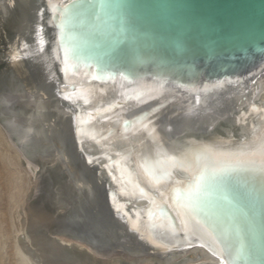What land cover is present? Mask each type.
Segmentation results:
<instances>
[{"label":"water","instance_id":"water-1","mask_svg":"<svg viewBox=\"0 0 264 264\" xmlns=\"http://www.w3.org/2000/svg\"><path fill=\"white\" fill-rule=\"evenodd\" d=\"M25 1L18 44L23 66L47 100L68 114L63 130L73 160L98 187L114 224L147 253L197 248L211 257L206 264H220L211 243L186 234L174 210L166 208L167 217L148 214L154 201L191 179L189 172L177 167L171 180L156 185L142 164L159 158L157 152L183 159L204 145L236 151L264 137V99H255L264 75V0H118L128 6L135 26L131 47L123 48L134 72L126 65L120 69L130 80L116 74L94 79L87 61L65 71L58 6L71 7V0ZM73 31L82 37V30ZM141 132L155 146L151 155L133 156L132 148L113 144L116 135L129 140ZM254 191L245 209L254 228L242 222L241 236L234 238L235 264H264V192ZM253 245L256 254L249 256Z\"/></svg>","mask_w":264,"mask_h":264},{"label":"bare ground","instance_id":"bare-ground-1","mask_svg":"<svg viewBox=\"0 0 264 264\" xmlns=\"http://www.w3.org/2000/svg\"><path fill=\"white\" fill-rule=\"evenodd\" d=\"M26 5L25 0H0V162L7 169L15 166L7 170L14 263H212L211 257L197 248L147 253L142 247L136 248L138 243L132 234L114 224L116 220L100 202L98 187L85 177L83 169H77L73 160L63 130L68 114L55 100H47L45 91L25 71L18 44L24 38ZM258 84L255 99H264V75ZM144 135L141 132L129 140L116 135L112 140L117 147L132 148V155L141 158L155 152L153 142ZM20 168L30 181L26 188ZM34 198L52 216V224L39 234L26 231V215L21 208Z\"/></svg>","mask_w":264,"mask_h":264},{"label":"snow or ice","instance_id":"snow-or-ice-1","mask_svg":"<svg viewBox=\"0 0 264 264\" xmlns=\"http://www.w3.org/2000/svg\"><path fill=\"white\" fill-rule=\"evenodd\" d=\"M58 7L61 19L57 27L64 70L87 61L86 66L96 74L94 79H113L116 74L121 80H130V76L120 70L122 65H126L130 73L135 69L123 51L125 45L131 47L135 33L128 6L118 0H71V7ZM74 29L82 30L80 39ZM74 91L82 90L75 88ZM70 98L64 96V99ZM156 156L159 158L144 159L142 164L144 173L154 184L171 180L177 167L188 171L191 179L182 187H176L170 197L154 201L149 216L167 217L165 209L174 210L186 234H195L211 243L220 264H235L234 238L241 236L242 222L249 231L255 223L245 209L255 200L254 189L264 192V137L254 146L236 151L204 145L190 150L183 159L162 152H157ZM244 177L246 179L242 180ZM255 254L253 245L248 255Z\"/></svg>","mask_w":264,"mask_h":264},{"label":"rangeland","instance_id":"rangeland-1","mask_svg":"<svg viewBox=\"0 0 264 264\" xmlns=\"http://www.w3.org/2000/svg\"><path fill=\"white\" fill-rule=\"evenodd\" d=\"M0 161H1V159H0ZM1 162H0V168H1L0 169V171H1V173H0V225H1L0 226V233H1V231L3 233L0 235V264H13L14 259H13L12 245H11V244H13V238L11 235V225H10V223H8L9 209L10 208H9V205H7L8 204V200H7L8 199V191L7 190H9L8 185H7L9 179H7V178L10 174V172H8L9 169L11 168V170H12L15 168V166L14 167L11 166L9 169H7V166ZM4 168H5V170H4ZM20 170L22 171V179L24 181L23 187L26 188L28 186V184H30V181H29L27 175L24 173L23 169L20 168ZM35 200H36V198H34V200H30L29 202L24 203V205L21 208L24 209L23 212H24V215H26V220H25L26 222L25 223H27L26 227L28 228V230H26V231H28V232L30 231L31 233L33 232L35 234H37V233L39 234L40 232H42V230L45 227L48 228V226H50L52 224V219L50 218L52 216H51L50 211L47 210V208L43 207L40 204L37 205L35 203ZM19 214H21V211H19ZM4 232H6V233L4 234ZM1 236H2V238H1ZM4 241H6V242H4ZM3 242H4V246H3ZM97 261H99L98 258H97Z\"/></svg>","mask_w":264,"mask_h":264}]
</instances>
